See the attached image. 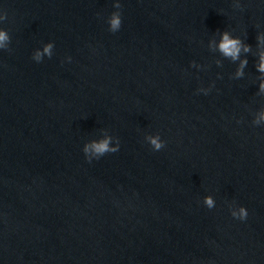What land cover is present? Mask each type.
Here are the masks:
<instances>
[{
	"label": "clouds",
	"instance_id": "9594fccd",
	"mask_svg": "<svg viewBox=\"0 0 264 264\" xmlns=\"http://www.w3.org/2000/svg\"><path fill=\"white\" fill-rule=\"evenodd\" d=\"M113 27L117 26L119 24V20L114 18L112 21ZM4 34L2 32H0V40H3ZM220 50L227 56H231L233 59H235L240 51V46H239V41L238 40H233V39H229L228 35L225 34L223 37V41L220 44ZM45 51H47V49H45ZM245 51H247V48L245 49ZM262 60V64H261V70L264 71V55H262L261 57ZM153 144H155V146L157 148L160 147V144L157 143L156 140L152 141ZM92 147L94 148V150L97 153H103L105 151L108 150V142L107 141H103L99 144H94L92 145ZM207 203L209 204V206H211L212 201L208 200ZM241 214L244 215V210L241 209Z\"/></svg>",
	"mask_w": 264,
	"mask_h": 264
}]
</instances>
